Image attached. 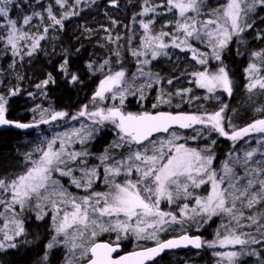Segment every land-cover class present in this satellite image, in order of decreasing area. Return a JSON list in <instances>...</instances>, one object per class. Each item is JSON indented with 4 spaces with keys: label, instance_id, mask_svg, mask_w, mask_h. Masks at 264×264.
<instances>
[{
    "label": "snow or ice",
    "instance_id": "snow-or-ice-1",
    "mask_svg": "<svg viewBox=\"0 0 264 264\" xmlns=\"http://www.w3.org/2000/svg\"><path fill=\"white\" fill-rule=\"evenodd\" d=\"M93 6L0 0V149L27 139L0 150V264L22 250L31 264H161L178 249L264 264V0H139L127 24L105 13L106 55L82 59L97 30L81 22L65 43L67 22ZM86 81L85 103L50 102Z\"/></svg>",
    "mask_w": 264,
    "mask_h": 264
},
{
    "label": "trees",
    "instance_id": "trees-1",
    "mask_svg": "<svg viewBox=\"0 0 264 264\" xmlns=\"http://www.w3.org/2000/svg\"><path fill=\"white\" fill-rule=\"evenodd\" d=\"M98 2L102 5L97 8L93 6L90 11L82 14V17L73 18L71 21L67 22V34L65 36V43L68 42V37H72L71 43L77 44L78 41L75 39V35L78 31V24L86 21L89 26L96 28V33L92 37L91 40L84 39L81 36L79 43L83 45L81 51V58L87 59L94 54L95 58L99 59L106 55V50L98 47V42H103L101 38L105 35L103 30L100 28L101 25L107 26L109 24V20L106 17L105 13H108L113 18L119 20L121 25L127 24L130 21L131 16L138 10L136 5L139 0H120V7L118 9H113L107 3V0H98ZM264 15V13H261ZM261 28H264V24L260 25ZM123 35L124 29L121 27L117 29ZM253 47H259L260 43L258 41H251ZM41 62L45 60L44 57H41ZM245 58L244 57H235V62L232 64L233 71L236 73V79L242 85L244 83L243 80V68L245 66ZM38 73L39 66L33 69ZM158 70H161L164 73H170L172 71V65L169 63H161L158 66ZM31 75V73H29ZM83 88L82 91H77L74 89H68L65 87H60L58 89L53 90L50 93L52 97L51 103L57 108H72L74 109L81 103H85L87 101L88 96L90 95L92 88L94 85L91 82L86 81L85 85L81 86ZM243 90L241 89L234 100L232 101L233 106L239 107L243 101ZM252 114L250 112L245 113L243 110L241 111V118L238 120L239 123H243L247 120ZM11 139L10 145H5L2 150L5 154H8L12 149L18 147L21 144L27 143V139L16 140L14 138ZM106 139V138H105ZM104 140L102 139L100 144L97 145L98 148L102 147ZM227 147V142H224L220 146V152L223 151ZM127 250H131L129 247ZM195 251L191 250H182L179 252H170L164 256L161 261V264H180L182 259L190 264H202L205 258H210V255L205 252H200L199 255L195 254ZM34 253L20 251L19 253L8 257L15 262V264H31V261L34 257ZM186 258V259H185ZM179 261V262H178ZM176 262V263H173Z\"/></svg>",
    "mask_w": 264,
    "mask_h": 264
},
{
    "label": "rangeland",
    "instance_id": "rangeland-1",
    "mask_svg": "<svg viewBox=\"0 0 264 264\" xmlns=\"http://www.w3.org/2000/svg\"><path fill=\"white\" fill-rule=\"evenodd\" d=\"M209 235H210V232H209ZM186 259V258H185ZM212 257L210 256V258H205V260H203V263L202 264H212ZM187 261V260H186ZM184 261V258L182 259V261L180 262V264H190L188 262ZM179 262V261H178ZM173 263H176V262H173Z\"/></svg>",
    "mask_w": 264,
    "mask_h": 264
},
{
    "label": "water",
    "instance_id": "water-1",
    "mask_svg": "<svg viewBox=\"0 0 264 264\" xmlns=\"http://www.w3.org/2000/svg\"><path fill=\"white\" fill-rule=\"evenodd\" d=\"M182 250H188V249H178V250H174L173 252H179V251H182ZM191 251H195L196 252V250H191Z\"/></svg>",
    "mask_w": 264,
    "mask_h": 264
}]
</instances>
